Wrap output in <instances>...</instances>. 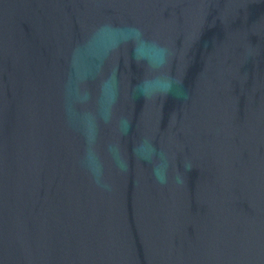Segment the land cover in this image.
Here are the masks:
<instances>
[{
	"label": "water",
	"instance_id": "water-1",
	"mask_svg": "<svg viewBox=\"0 0 264 264\" xmlns=\"http://www.w3.org/2000/svg\"><path fill=\"white\" fill-rule=\"evenodd\" d=\"M0 264H264V0H0Z\"/></svg>",
	"mask_w": 264,
	"mask_h": 264
}]
</instances>
